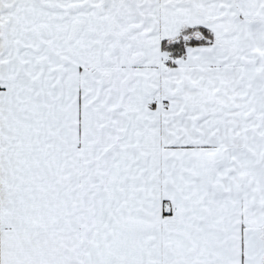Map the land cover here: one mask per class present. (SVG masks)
Returning a JSON list of instances; mask_svg holds the SVG:
<instances>
[{"label": "snow or ice", "instance_id": "1", "mask_svg": "<svg viewBox=\"0 0 264 264\" xmlns=\"http://www.w3.org/2000/svg\"><path fill=\"white\" fill-rule=\"evenodd\" d=\"M0 264H264V0H0Z\"/></svg>", "mask_w": 264, "mask_h": 264}]
</instances>
